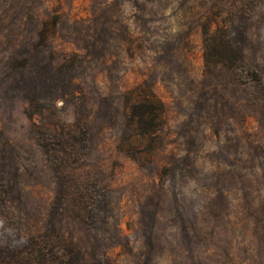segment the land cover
Listing matches in <instances>:
<instances>
[{
	"label": "rangeland",
	"instance_id": "1",
	"mask_svg": "<svg viewBox=\"0 0 264 264\" xmlns=\"http://www.w3.org/2000/svg\"><path fill=\"white\" fill-rule=\"evenodd\" d=\"M209 19L264 72V0H0V239L40 230L68 264H264V118L204 72ZM142 78L165 106L139 152Z\"/></svg>",
	"mask_w": 264,
	"mask_h": 264
},
{
	"label": "trees",
	"instance_id": "2",
	"mask_svg": "<svg viewBox=\"0 0 264 264\" xmlns=\"http://www.w3.org/2000/svg\"><path fill=\"white\" fill-rule=\"evenodd\" d=\"M55 23L53 20L48 26L43 20L38 33L48 37ZM202 64L204 72L212 75V78L219 69L229 71L237 80L239 90L249 96L238 101L241 102V107L245 104L244 114L241 115L240 111L238 116L242 124H245L247 117L264 118L262 109L257 112L254 110L256 105L264 104V72L254 59L248 60L245 48L232 40L226 23L209 19L207 25L203 27ZM152 85L151 81L142 78L137 84L126 89L127 114L131 122L130 129L135 135L131 145L134 148L138 147L139 152L146 151L142 148H145L143 143L147 139L151 142L155 140L163 121L165 104L155 93ZM260 88L262 97L257 96L258 99L254 100L255 92ZM212 89L215 90V86ZM1 181L0 174V209L4 210L8 208V197L12 190L4 189ZM55 249L56 246L40 230L31 231L24 226L23 229L14 232V237L8 240L0 239V264H68L66 254Z\"/></svg>",
	"mask_w": 264,
	"mask_h": 264
}]
</instances>
